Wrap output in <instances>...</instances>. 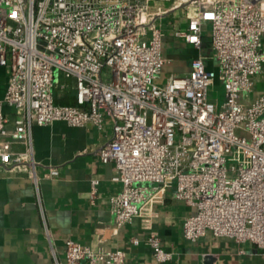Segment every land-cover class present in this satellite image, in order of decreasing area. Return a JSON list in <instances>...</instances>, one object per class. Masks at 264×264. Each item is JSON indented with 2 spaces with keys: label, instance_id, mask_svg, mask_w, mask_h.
Returning <instances> with one entry per match:
<instances>
[{
  "label": "built area",
  "instance_id": "2783aa9c",
  "mask_svg": "<svg viewBox=\"0 0 264 264\" xmlns=\"http://www.w3.org/2000/svg\"><path fill=\"white\" fill-rule=\"evenodd\" d=\"M262 1L0 0V66L9 69L0 166L21 163L10 151L15 140L32 152L36 125L102 128L109 119L112 136L95 154L118 170L115 230L164 203L173 188V199L195 209L184 221L187 240L211 231L264 251V94L248 108L242 103L264 75ZM183 8L188 25L175 35L198 56L188 72L164 80L171 60L157 20ZM70 95L75 103L61 102ZM4 106L15 118L12 131ZM98 184L92 181L93 198ZM146 244L157 261L174 258L154 233ZM54 258L125 264L126 253L68 240L65 261Z\"/></svg>",
  "mask_w": 264,
  "mask_h": 264
},
{
  "label": "crops",
  "instance_id": "0c3cea01",
  "mask_svg": "<svg viewBox=\"0 0 264 264\" xmlns=\"http://www.w3.org/2000/svg\"><path fill=\"white\" fill-rule=\"evenodd\" d=\"M261 6L264 10V0ZM178 10L157 20L164 32L165 55L171 60L164 80L188 72L198 56L197 49L175 35L188 25V21L177 23ZM8 81L9 69L0 66V99ZM61 102L75 103L74 95ZM3 112L9 118L7 129L12 131L15 118L8 106ZM112 132L109 119L102 128L58 121L34 126L32 152L24 141H13L10 151L22 161L15 167L0 166V264H54L55 255L65 261L68 240L92 249H120L126 253L125 264H264V251L251 243L218 238L211 231L196 242L187 240L184 221L195 209L173 199V188L167 190L164 203L147 206L142 218L115 230L110 200L121 190L113 180L118 170L95 154ZM53 167L59 176H51ZM94 180L99 184L93 198ZM150 233L160 238L165 251L174 254L172 260L155 259L153 247L146 244ZM135 238L140 240L138 245L133 243Z\"/></svg>",
  "mask_w": 264,
  "mask_h": 264
},
{
  "label": "rangeland",
  "instance_id": "374dc122",
  "mask_svg": "<svg viewBox=\"0 0 264 264\" xmlns=\"http://www.w3.org/2000/svg\"><path fill=\"white\" fill-rule=\"evenodd\" d=\"M177 23H187V13L186 9L178 10L177 14L175 15ZM257 88L251 93H244L242 95V103L243 105L248 108L253 105L255 100L261 95L264 94V91L260 90L264 86V75L255 76ZM218 87V86H217ZM219 88V87H218Z\"/></svg>",
  "mask_w": 264,
  "mask_h": 264
},
{
  "label": "water",
  "instance_id": "95a60500",
  "mask_svg": "<svg viewBox=\"0 0 264 264\" xmlns=\"http://www.w3.org/2000/svg\"><path fill=\"white\" fill-rule=\"evenodd\" d=\"M255 1H258V0H255ZM206 264H209V263H206Z\"/></svg>",
  "mask_w": 264,
  "mask_h": 264
},
{
  "label": "trees",
  "instance_id": "16d2710c",
  "mask_svg": "<svg viewBox=\"0 0 264 264\" xmlns=\"http://www.w3.org/2000/svg\"><path fill=\"white\" fill-rule=\"evenodd\" d=\"M208 45V44H207Z\"/></svg>",
  "mask_w": 264,
  "mask_h": 264
}]
</instances>
